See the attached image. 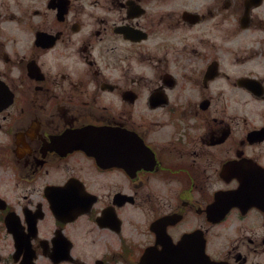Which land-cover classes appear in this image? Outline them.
I'll return each mask as SVG.
<instances>
[{"label":"flooded vegetation","instance_id":"af4514ba","mask_svg":"<svg viewBox=\"0 0 264 264\" xmlns=\"http://www.w3.org/2000/svg\"><path fill=\"white\" fill-rule=\"evenodd\" d=\"M0 264H264V0H0Z\"/></svg>","mask_w":264,"mask_h":264}]
</instances>
